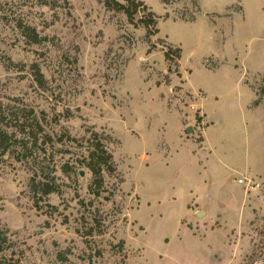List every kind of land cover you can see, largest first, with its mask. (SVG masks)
Listing matches in <instances>:
<instances>
[{"label":"rangeland","instance_id":"obj_1","mask_svg":"<svg viewBox=\"0 0 264 264\" xmlns=\"http://www.w3.org/2000/svg\"><path fill=\"white\" fill-rule=\"evenodd\" d=\"M103 1L0 0V105L44 112L54 138L36 159L54 193L37 202L15 138L0 156V264H264V106L238 109L244 81L264 99V0H140L132 23ZM194 87L215 150L192 165L179 132L200 141ZM87 129L115 166L99 196L78 163ZM191 202L207 216L187 218Z\"/></svg>","mask_w":264,"mask_h":264},{"label":"trees","instance_id":"obj_2","mask_svg":"<svg viewBox=\"0 0 264 264\" xmlns=\"http://www.w3.org/2000/svg\"><path fill=\"white\" fill-rule=\"evenodd\" d=\"M103 4L108 10L125 14L131 23L140 10L146 9V6L140 0H104ZM139 23L146 29L149 37L158 33V30L155 29L156 20L153 13L149 12L147 17L140 18ZM151 29L153 30L151 31ZM35 38V42H38L37 36ZM163 55L166 61H170L172 55L179 61L181 50L179 48L173 49L172 47H168ZM170 71L171 67L169 66L168 72ZM31 74L37 86L44 91L45 80L40 70L36 66H33ZM46 123L44 112L37 114L33 110L25 109H14L13 111L0 105V156L11 152L13 145H9L8 142L10 139L15 138L17 146L13 148L17 150L18 155L21 157L20 161L26 162L31 166L32 175L29 182V191L33 195L35 202L41 200L42 197H47L54 193V177L50 179L49 176H45L41 167L43 163L36 160L40 152H46L45 146L48 143H54L51 133L45 132L42 134L43 126ZM86 133L89 134L88 146L85 148L86 155L78 163L91 173L92 183L90 188L91 190H95L96 196H99L98 192L103 184V174H113L115 166L112 155L106 150L104 143L100 141V138H106V136L103 133L90 129H87ZM58 140L62 143V136H59ZM66 140L68 142L74 141L69 136H66ZM38 194H40L39 197ZM5 241L6 238L0 234V252Z\"/></svg>","mask_w":264,"mask_h":264},{"label":"crops","instance_id":"obj_3","mask_svg":"<svg viewBox=\"0 0 264 264\" xmlns=\"http://www.w3.org/2000/svg\"><path fill=\"white\" fill-rule=\"evenodd\" d=\"M220 67V64L217 63L216 67L214 70H217ZM259 75H257L258 77ZM245 83L243 84V86L241 88H243V94L240 96V100H239V112L242 113L245 117H255V114L258 113V111L264 106V99L260 97V94H258V90L255 87L254 84L250 83L249 81H244ZM193 91H200L202 93V97L201 99L198 100V106L200 108V125H203L204 127L202 128L201 131V136H200V141L196 142L193 139L188 138V136H184V131H186L188 133V130L190 129V127L188 126H184V122L181 123V128H180V132H179V137H180V144L181 146H186V145H190V149L188 150V153L190 154L191 158L187 157L186 162L192 163V165L195 164V157L198 158L200 153H204V157L206 158L207 163L210 162V158L213 156V152L215 150L214 144L211 143L210 140H208L207 138V131L212 127L213 122L210 121V118L207 115V112L205 110V102L206 97H205V93L200 89V88H193ZM214 102V101H213ZM255 102H257L255 104ZM181 122V121H180ZM191 126V124H190ZM187 148L184 150L186 151ZM168 154L170 155V159L173 158V154H170L169 150H168ZM187 156V155H186ZM194 160V161H193ZM187 210L190 212L189 216L187 218H192L195 215H197V213L200 212V210L203 211V209L197 205L193 206V202H191L189 205H186ZM206 216L207 214L205 212H203ZM220 218V216H216L215 219ZM225 224V223H223ZM223 225H219L217 226L216 230L221 229ZM231 231L233 229H230ZM228 230V232L230 231Z\"/></svg>","mask_w":264,"mask_h":264},{"label":"built area","instance_id":"obj_4","mask_svg":"<svg viewBox=\"0 0 264 264\" xmlns=\"http://www.w3.org/2000/svg\"><path fill=\"white\" fill-rule=\"evenodd\" d=\"M243 182H244V180H240V181H239L240 184H243Z\"/></svg>","mask_w":264,"mask_h":264},{"label":"water","instance_id":"obj_5","mask_svg":"<svg viewBox=\"0 0 264 264\" xmlns=\"http://www.w3.org/2000/svg\"><path fill=\"white\" fill-rule=\"evenodd\" d=\"M198 214H199V215H202V214H203V212H199Z\"/></svg>","mask_w":264,"mask_h":264}]
</instances>
